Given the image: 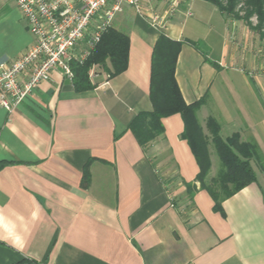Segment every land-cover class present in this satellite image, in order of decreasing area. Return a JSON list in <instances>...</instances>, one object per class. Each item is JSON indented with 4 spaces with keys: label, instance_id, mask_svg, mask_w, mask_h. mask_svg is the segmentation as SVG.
I'll list each match as a JSON object with an SVG mask.
<instances>
[{
    "label": "crops",
    "instance_id": "obj_1",
    "mask_svg": "<svg viewBox=\"0 0 264 264\" xmlns=\"http://www.w3.org/2000/svg\"><path fill=\"white\" fill-rule=\"evenodd\" d=\"M15 1L0 0V65L32 42ZM163 8L148 0L143 15L111 23L129 38L122 73L93 67L96 86L79 91L54 70L11 111L0 107V264H264L263 64L247 47L243 55L232 17L212 3L181 0L159 31L145 17ZM161 33L181 42L175 79L187 104L204 98L203 132L213 117L222 138L238 133L256 146L255 180L217 206L196 180L180 113L144 145L129 127L152 108L150 60ZM213 148L208 177L218 171Z\"/></svg>",
    "mask_w": 264,
    "mask_h": 264
},
{
    "label": "trees",
    "instance_id": "obj_2",
    "mask_svg": "<svg viewBox=\"0 0 264 264\" xmlns=\"http://www.w3.org/2000/svg\"><path fill=\"white\" fill-rule=\"evenodd\" d=\"M215 5L224 15L233 19H240L252 29L264 32V0H204ZM242 12V14H241ZM257 22L252 25L250 17ZM152 49L151 69L149 80V100L152 108L149 111H140L130 123V129L135 133L136 140L142 145L149 143L163 131L162 121L173 113H180L184 121L182 138H185L196 157L199 165V174L196 180L201 189H206L212 196L215 205L226 200L238 189L255 180V172L251 159L256 153L255 144L242 141L238 133L226 138L220 135V125L213 117H207L205 134L197 118V110L204 102L199 97L196 101L187 104L180 93L175 79V64L181 42L170 39L166 35L158 34ZM129 38L115 29L107 28L101 35L94 48L82 63L72 62L70 67L73 76L71 82L76 90H87L96 86L90 80L89 72L93 67L98 68L108 77L122 73L127 67ZM214 147L220 166L215 176L208 178L211 163L208 144ZM2 163L0 162V167ZM88 164L85 165L82 176V187H86L89 180ZM191 185L188 184L190 189ZM26 264H35L34 261Z\"/></svg>",
    "mask_w": 264,
    "mask_h": 264
},
{
    "label": "built area",
    "instance_id": "obj_3",
    "mask_svg": "<svg viewBox=\"0 0 264 264\" xmlns=\"http://www.w3.org/2000/svg\"><path fill=\"white\" fill-rule=\"evenodd\" d=\"M148 0H16L32 42L13 61L0 65V107L11 111L50 79L54 70L72 79L70 63H82L112 26L115 14L124 6L143 15ZM160 14L145 17L159 31L179 7L181 0H162ZM96 72L91 69L90 78Z\"/></svg>",
    "mask_w": 264,
    "mask_h": 264
},
{
    "label": "rangeland",
    "instance_id": "obj_4",
    "mask_svg": "<svg viewBox=\"0 0 264 264\" xmlns=\"http://www.w3.org/2000/svg\"><path fill=\"white\" fill-rule=\"evenodd\" d=\"M131 12L134 13V11L130 7L124 6L122 12L115 14V16L112 20V24L113 23L115 24V22L117 20L124 19L127 16V14H130ZM241 14H242V12H241ZM249 20L252 23V25H255L257 22V19L254 16L250 17ZM230 28L232 29L231 32L234 33L233 36L237 35L240 38V41L238 40V43L241 44V48L243 49V50H241V52H243V55H244L245 49L247 47V52H248L247 57L250 58L251 60L254 59V60L259 61L260 63L263 64V67H264V36H262L259 31H256V30L250 28L245 23V21L240 20V19H233L232 18ZM262 31L264 32V28ZM202 45L203 44L201 43L200 46H202ZM229 70L230 69L227 68V71H229ZM213 158H214V161H213L214 171L213 172H216V170L219 169L220 163H219V160H218L215 153L213 155ZM208 178H210V177H208Z\"/></svg>",
    "mask_w": 264,
    "mask_h": 264
}]
</instances>
